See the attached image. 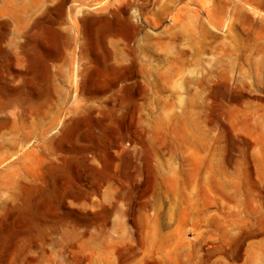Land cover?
<instances>
[{
    "label": "rangeland",
    "instance_id": "obj_1",
    "mask_svg": "<svg viewBox=\"0 0 264 264\" xmlns=\"http://www.w3.org/2000/svg\"><path fill=\"white\" fill-rule=\"evenodd\" d=\"M0 264H264V0H0Z\"/></svg>",
    "mask_w": 264,
    "mask_h": 264
}]
</instances>
